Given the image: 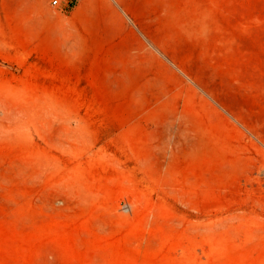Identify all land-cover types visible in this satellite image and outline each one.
I'll return each instance as SVG.
<instances>
[{
    "label": "rangeland",
    "instance_id": "obj_1",
    "mask_svg": "<svg viewBox=\"0 0 264 264\" xmlns=\"http://www.w3.org/2000/svg\"><path fill=\"white\" fill-rule=\"evenodd\" d=\"M53 1L0 0V264H264V0Z\"/></svg>",
    "mask_w": 264,
    "mask_h": 264
},
{
    "label": "built area",
    "instance_id": "obj_2",
    "mask_svg": "<svg viewBox=\"0 0 264 264\" xmlns=\"http://www.w3.org/2000/svg\"><path fill=\"white\" fill-rule=\"evenodd\" d=\"M52 4L53 5H59V2L57 0H54ZM66 5H69V3H67Z\"/></svg>",
    "mask_w": 264,
    "mask_h": 264
}]
</instances>
